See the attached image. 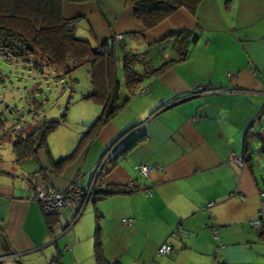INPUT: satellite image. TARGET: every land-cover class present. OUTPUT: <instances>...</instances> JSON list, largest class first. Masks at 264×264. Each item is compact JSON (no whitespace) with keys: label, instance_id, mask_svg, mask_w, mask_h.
I'll use <instances>...</instances> for the list:
<instances>
[{"label":"crops","instance_id":"0c3cea01","mask_svg":"<svg viewBox=\"0 0 264 264\" xmlns=\"http://www.w3.org/2000/svg\"><path fill=\"white\" fill-rule=\"evenodd\" d=\"M63 16L81 17L92 44L115 37L134 50L149 43L159 53L154 67L175 61L83 141L91 123L70 134L57 125L19 158L15 142L40 128L33 119L4 126L14 158L0 161V264H264V232L252 226L264 192V143L254 134L264 109V0H202L146 31L130 0H64ZM181 36L191 40L183 58L172 45ZM81 101V119L89 108L101 114L99 103ZM108 153L113 164L101 189L113 194L83 210L74 203L48 223L35 183L85 185ZM141 165L154 167L148 177ZM127 186L133 189L121 192ZM164 244L170 252L158 253Z\"/></svg>","mask_w":264,"mask_h":264},{"label":"trees","instance_id":"16d2710c","mask_svg":"<svg viewBox=\"0 0 264 264\" xmlns=\"http://www.w3.org/2000/svg\"><path fill=\"white\" fill-rule=\"evenodd\" d=\"M130 1L136 21L146 31L160 25L180 8L194 12L202 0ZM63 4L64 0H0V49L3 51H0V56L7 62L16 61L25 67L32 66L37 74L46 78L49 76L47 68L55 71V78H62V73H68L71 67L88 65L92 91L84 94L83 98L99 103L102 112L83 141L124 107L128 96L138 91L143 80L164 70L175 60H166L156 68L153 65L154 58H150L148 52L136 53L128 47L125 39L115 42V37H111L92 44L87 38L77 37L75 29L81 17L64 18ZM186 37H177L172 41L179 58L188 54L191 40ZM164 42L162 45L169 47L167 41ZM120 63L123 81L118 78ZM137 67H141V70ZM122 87L127 92L125 97L121 96ZM3 123L0 119V127L4 130ZM60 123V120H51L44 124L42 131L36 130L16 141L14 149L17 156L24 158L34 153L44 144L46 135ZM257 124L258 130L254 134L264 143V109ZM109 162L113 164L112 160ZM132 189L129 186L120 188L121 192H130ZM111 193L108 189L100 190L94 199L100 194ZM44 215L48 223L58 216L48 213ZM76 217L67 222V227L74 223Z\"/></svg>","mask_w":264,"mask_h":264},{"label":"rangeland","instance_id":"374dc122","mask_svg":"<svg viewBox=\"0 0 264 264\" xmlns=\"http://www.w3.org/2000/svg\"><path fill=\"white\" fill-rule=\"evenodd\" d=\"M84 29L88 32L86 30L88 29L87 25L84 26ZM82 30L81 25H78L75 29V35L80 38H85L82 36ZM150 46L151 44L149 43H137L133 51L139 54H143L147 51L150 58L156 59L159 53L155 47L151 49ZM128 47L131 46L128 44ZM46 71L49 73L47 78L37 74L32 66L25 67L21 64H17L16 61H13V63L7 62L0 56V72L2 73V75L0 73L1 120L5 121L6 125L14 119L17 120L20 125H26L33 119L36 122L35 127L38 124L41 131L43 130L44 124H47L49 121L60 120L62 124H58V127L62 130H68L69 134L72 133V131L74 133L75 131H80L83 126L89 125L90 123L89 126L95 123L99 116L92 112L94 111L92 110L93 108L86 110L88 116L85 119L80 118L81 109L79 108V103L84 102L81 101L84 94H88L92 91L88 65H81L76 68L71 67L68 73H62V80L59 81L58 78H55V71L49 68H47ZM118 78L120 81H123L122 68L118 72ZM63 83H66L64 90H62ZM39 103L40 105L36 108V104ZM6 106L10 109L12 115H10V111H6ZM90 106L94 105L90 104ZM30 109H38L37 113L40 115L39 118L41 122L37 123L39 118H34V113L36 112L32 110L29 111ZM63 113H66V116L63 115ZM55 115H57V117H55ZM256 127H258V125ZM1 130H3V127H0V161L11 160L14 158L12 142L6 139L8 135L1 137ZM23 136L25 135L23 134ZM77 138L76 140H78ZM37 260L38 259H36V261ZM36 261L33 264H35ZM19 264L30 263L21 261ZM36 264L47 263L45 259H42Z\"/></svg>","mask_w":264,"mask_h":264},{"label":"built area","instance_id":"2783aa9c","mask_svg":"<svg viewBox=\"0 0 264 264\" xmlns=\"http://www.w3.org/2000/svg\"><path fill=\"white\" fill-rule=\"evenodd\" d=\"M120 39V36L117 37ZM1 52H3L0 49ZM62 78H58V81ZM66 83H63L62 90L65 89ZM40 115L36 112L34 113V118H39ZM41 119H38L39 123ZM38 126V124H37ZM6 128L8 130L14 128L12 124H7ZM25 128V127H23ZM21 126H17L16 130L21 132L23 130ZM230 160L238 165H242V158L237 157L233 154L230 155ZM109 153L104 155L100 160L96 171L93 175L89 184L81 185L78 180L72 181L65 190H58L52 187L48 182L43 180H38L35 183V198L40 203L41 208L44 213L48 214H61L64 209L70 207L74 203L83 204L87 199L95 197L96 191L102 187V182L107 172L110 169ZM154 167L151 165H141L139 167V172L144 176L148 175L153 171ZM124 223L130 224L131 220L129 218L123 219ZM252 226L258 230L264 232V192L261 193V206L259 210V216L252 222ZM171 248L169 245L164 244L158 249L160 254H168Z\"/></svg>","mask_w":264,"mask_h":264},{"label":"water","instance_id":"95a60500","mask_svg":"<svg viewBox=\"0 0 264 264\" xmlns=\"http://www.w3.org/2000/svg\"><path fill=\"white\" fill-rule=\"evenodd\" d=\"M90 183V182H89ZM89 183H87V184H89ZM102 187H103V182H102ZM102 187H100L97 191H96V193L98 192V191H100V190H102L101 188ZM94 198L95 197H92V198H89V199H87L83 204H81V210H83L84 208H85V206L88 204V202L91 200V201H93L94 200Z\"/></svg>","mask_w":264,"mask_h":264},{"label":"flooded vegetation","instance_id":"af4514ba","mask_svg":"<svg viewBox=\"0 0 264 264\" xmlns=\"http://www.w3.org/2000/svg\"><path fill=\"white\" fill-rule=\"evenodd\" d=\"M35 128H36V129H39L40 127H39V126H36Z\"/></svg>","mask_w":264,"mask_h":264}]
</instances>
